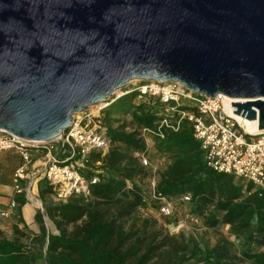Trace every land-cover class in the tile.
Wrapping results in <instances>:
<instances>
[{"label":"water","instance_id":"water-1","mask_svg":"<svg viewBox=\"0 0 264 264\" xmlns=\"http://www.w3.org/2000/svg\"><path fill=\"white\" fill-rule=\"evenodd\" d=\"M134 81L240 100L264 131V0H0V131L55 140Z\"/></svg>","mask_w":264,"mask_h":264},{"label":"trees","instance_id":"trees-1","mask_svg":"<svg viewBox=\"0 0 264 264\" xmlns=\"http://www.w3.org/2000/svg\"><path fill=\"white\" fill-rule=\"evenodd\" d=\"M136 93L127 94L105 112L104 125L112 140L109 152L101 158L93 154L89 165L102 159L104 174L93 186L88 198L72 197L67 203L45 207V213L55 223L59 234H46L44 213L39 211L37 221L41 236L34 234L30 243H23L27 234L14 229L10 240L0 231V264H149L165 243H157V236L149 239L145 234L117 224L118 219L130 217L138 207H145V193L128 181L136 176H151L142 167L134 152L144 151L146 143L138 130L152 128L160 119V106L134 104ZM131 115L129 126L113 128L115 116ZM132 127V131H127ZM156 156L170 161L157 174L156 189L162 195L178 200L186 194L192 196L191 212L201 218L203 225L215 228L218 224L236 228V245L241 262L264 264V197L252 190L251 184L237 181L233 176L219 174L207 168L200 143L194 138L191 125L185 121L177 132H167L164 139L155 142ZM50 193H52L50 188ZM103 206H117L114 219L106 217ZM153 207H156L153 205ZM80 222V224H78ZM76 225L68 233L66 227ZM45 239V248L38 247ZM226 246L202 251L195 246L193 256L217 263L231 259ZM172 264H185L187 258L179 256Z\"/></svg>","mask_w":264,"mask_h":264},{"label":"built area","instance_id":"built-area-1","mask_svg":"<svg viewBox=\"0 0 264 264\" xmlns=\"http://www.w3.org/2000/svg\"><path fill=\"white\" fill-rule=\"evenodd\" d=\"M134 88L116 93L114 99L106 104L96 106V116L86 114L82 118L74 115L71 127L59 138L48 142H34L19 138L7 131H0V152L16 150L21 165L13 176V187L18 194L31 196V186L24 182L28 177V168L33 162V153L42 152L45 164L41 173L48 181L52 194L58 203H67L72 197L88 198L93 186L100 182L102 159L89 165L93 154L103 158L113 143L107 134L106 126L100 121V114L119 98L136 93L135 101L149 106H160V119L152 128L138 130L139 137L146 143L144 151L134 152L140 165L151 172L149 177V194L144 199L147 205H155L166 218L174 217L179 208L186 222L200 226L202 220L191 212L192 196L186 194L178 200H172L156 189L157 174L165 166V157L156 156L155 142L164 139L167 132H177L183 122L187 121L194 138L200 143L207 168L219 174L233 176L237 181L252 185L250 192H257L264 197V132L247 133L240 123L226 108L232 105L225 95L214 98L194 93L180 83L162 84L151 81H138ZM131 131V130H130ZM66 154L61 158L60 154ZM129 181L127 182V184ZM129 189L132 188L128 184ZM16 207V202L10 208ZM10 213L4 211L2 217Z\"/></svg>","mask_w":264,"mask_h":264},{"label":"rangeland","instance_id":"rangeland-1","mask_svg":"<svg viewBox=\"0 0 264 264\" xmlns=\"http://www.w3.org/2000/svg\"><path fill=\"white\" fill-rule=\"evenodd\" d=\"M138 81H134L129 84L125 89L134 88L133 84H137ZM124 89V90H125ZM138 101H135L137 103ZM95 107L89 108L88 111L82 113H76L75 116L78 118L85 117L86 114H91V118L96 116ZM118 118V119H117ZM99 119L104 124L106 122L105 112L103 111L100 114ZM115 120L111 122L113 128L129 126L128 124L131 121V116L119 115L114 117ZM127 131H132V127H127ZM130 186H137L147 195L149 194V178L146 176H136L133 181H129ZM36 199L40 201V205L36 206L33 203V200ZM29 196L30 203L36 208L44 213L45 216V229L46 234L53 233L59 234V231L54 222L45 213V207L47 206H56L59 205L50 195L40 197L37 194H32ZM78 198V197H77ZM106 217L109 219H114L117 216V206H103ZM200 226H194L189 222H186L182 216V208L178 206L177 214L172 218L164 217L155 207L152 205H146L145 207H138L134 213L125 219H118L117 224L124 225L126 230H136L145 234L149 239L157 236V243H165V246L161 248L159 254L154 258L149 264H172L177 258L176 249L179 251V256H184L187 258L185 264H251L250 262H241L239 260L240 251L236 245V228L230 225L218 224L215 228L207 227L203 225V222ZM80 224V222L78 223ZM76 225H69L66 227L68 233H71L75 230ZM32 231H25L27 237L22 238L23 243H30L31 238L34 234ZM41 236V231L38 233ZM3 236L10 240L15 238V232H3ZM37 236V234H36ZM45 239L43 238L40 243H37L38 247L45 248ZM227 249L231 252V259L228 261H223L217 263L213 260L204 261L200 256H193L192 252L195 249V246H199L202 251L212 250L216 246H226ZM264 249H261L263 251ZM40 264H45V262H40Z\"/></svg>","mask_w":264,"mask_h":264},{"label":"crops","instance_id":"crops-1","mask_svg":"<svg viewBox=\"0 0 264 264\" xmlns=\"http://www.w3.org/2000/svg\"><path fill=\"white\" fill-rule=\"evenodd\" d=\"M141 103L143 102L135 103L134 100V104ZM60 157L65 158L66 154L61 153ZM169 163L168 159L165 160V165ZM44 164V153L35 151L33 153V162L28 168V177L24 185L32 187V194H37L41 198L50 195L55 200L54 195L49 191L50 185L48 181L41 173ZM20 165L21 159L16 150L12 149L0 152V231L2 233L4 231L11 232L15 228H18L24 232L30 230L32 234H38L41 231V226L37 221V214L40 210L38 211L34 208L27 198V194H18L13 187V176ZM13 201L16 202V207L11 209L10 206ZM4 211H8L10 215L2 217L1 213Z\"/></svg>","mask_w":264,"mask_h":264},{"label":"bare ground","instance_id":"bare-ground-1","mask_svg":"<svg viewBox=\"0 0 264 264\" xmlns=\"http://www.w3.org/2000/svg\"><path fill=\"white\" fill-rule=\"evenodd\" d=\"M117 93H119V92L117 91ZM229 100H230V102H239L240 101V100L231 99V98H229ZM92 107H94V106H92ZM90 109H91V107H90ZM226 111H227L228 114H230L231 116H233L240 123V125L244 128V130L247 133L257 135V134H261V133L264 132V131L259 130V128H258V121L257 120L251 121V120H247L246 118H244L242 116L236 115L234 113V108L232 106H228L226 108ZM31 199H32V196H31ZM32 200H33V203L36 206H38V205L41 204L39 200H36L34 198Z\"/></svg>","mask_w":264,"mask_h":264}]
</instances>
